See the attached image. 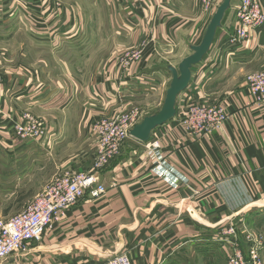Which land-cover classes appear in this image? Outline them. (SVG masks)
<instances>
[{"label":"crops","instance_id":"obj_1","mask_svg":"<svg viewBox=\"0 0 264 264\" xmlns=\"http://www.w3.org/2000/svg\"><path fill=\"white\" fill-rule=\"evenodd\" d=\"M219 1L205 11L200 0H50L44 7L28 0L32 21L20 17L17 3L0 0V152L19 174L8 190L10 209L23 211L63 171L90 169L92 123L134 98L163 101L167 66L200 43ZM232 25L228 10L188 85L227 112L220 128L186 134L178 96L172 120L146 143L126 139L99 171L105 196L85 195L3 264H101L119 253L132 264H191L226 248L219 240H230L222 235L227 226L243 231L252 203L264 197V103L254 102L245 81L264 71V25L246 43L229 44ZM139 46L140 62L120 70L119 57ZM23 113L39 119L42 139L13 134ZM152 138L187 183L174 188L152 172L145 154Z\"/></svg>","mask_w":264,"mask_h":264},{"label":"built area","instance_id":"obj_2","mask_svg":"<svg viewBox=\"0 0 264 264\" xmlns=\"http://www.w3.org/2000/svg\"><path fill=\"white\" fill-rule=\"evenodd\" d=\"M27 1L12 0L20 8V17L33 21L34 17L31 8L27 6ZM32 1L36 7L50 4V0ZM214 1L200 0L201 8L205 11L214 9L216 6ZM229 10L232 11L233 17L229 44L246 43L250 32L264 25V11L258 0H237L235 4L231 3ZM142 56L141 50L123 53L118 62L120 70H129L140 62ZM245 81L254 102L264 103V71L249 74ZM201 89L200 86H196L190 91L187 87L178 97L184 98L183 111L178 122L189 135H208L218 130L228 118L224 108L203 100ZM140 120L139 110L130 106L91 124L93 155L90 169L86 172L66 173L57 177L23 211L7 220H0V264L11 255L21 253L30 242L38 241L45 230L85 195L91 199H99L106 195L107 190L99 181V171L114 160L124 141L130 138L129 130ZM12 132L19 140H36L37 137L43 136L44 127L32 115L25 113L14 123ZM145 154L151 163L152 172L158 178H162L174 188H177L180 182L187 183L186 178L169 170L156 139L148 145ZM252 204L264 208V197L255 200ZM222 235L230 237L229 241L224 238L219 240L230 250L226 264H264L263 237L248 236L249 246L247 254L244 255L237 245V233L233 226H227ZM101 264H132V262L127 254L119 253Z\"/></svg>","mask_w":264,"mask_h":264},{"label":"water","instance_id":"obj_3","mask_svg":"<svg viewBox=\"0 0 264 264\" xmlns=\"http://www.w3.org/2000/svg\"><path fill=\"white\" fill-rule=\"evenodd\" d=\"M231 3L232 0H222L213 13L200 43L190 46L191 53L184 57L177 67L167 66L166 69L171 73V80L160 109L152 115L143 117L139 123L134 125L128 133L130 138L146 143L157 128L174 118L177 97L188 87L191 80V69L199 64L209 51L215 33L221 27L224 15L230 9Z\"/></svg>","mask_w":264,"mask_h":264},{"label":"rangeland","instance_id":"obj_4","mask_svg":"<svg viewBox=\"0 0 264 264\" xmlns=\"http://www.w3.org/2000/svg\"><path fill=\"white\" fill-rule=\"evenodd\" d=\"M221 1L222 0H220L218 2L217 6L221 3ZM232 4H235V0H232ZM20 37L22 38L23 36L21 35ZM139 50H141L143 52L144 49L139 46V47H136L135 49H133L131 51L137 52ZM256 72H253V73H256ZM250 74H252V73H250ZM132 101H133L132 107H135L139 110V112L141 113V119L145 116H149V115L156 113L160 109V107L163 103V101L148 103V102L141 101L139 99L136 100L135 98ZM24 114L25 113L21 114L18 117L17 121ZM34 118L39 121V119L36 116ZM43 137H44V134L41 137H37L36 140L42 139ZM91 143H93V140H91ZM64 151H65V153H67L66 149ZM3 157H5V156L3 154H1V152H0V159H1L0 160V204H3V205H0V220H7V219L11 218L12 216L16 215L17 213H19V211H13L10 209L11 207L14 206V201H13L14 197H10L9 192H8L9 187H11L13 185L14 181L16 180V178L18 177L19 174H11L12 168H10L7 165V163L3 159ZM80 172H82V171H80ZM66 173H68V171H63V174H66ZM69 174H71V173H69ZM258 204L259 203H257V205ZM252 211H254L255 213L252 214ZM244 225H245V227L243 228V231L241 233H239V235L237 234V245L241 249L243 254L246 255L247 254V248L249 246L248 236L249 237L250 236L261 237V238L263 237L264 238V208L263 207L259 208L256 205H254L250 209V211L248 213V217L244 218ZM214 251H215V257L212 259V256H214V255H211V254H213ZM199 252H197V253H199ZM229 253H230L229 247H226V248L222 247L221 249L220 248L219 249L214 248L213 250H209L205 254L198 256V258L193 259V261L191 260V264H226Z\"/></svg>","mask_w":264,"mask_h":264},{"label":"trees","instance_id":"obj_5","mask_svg":"<svg viewBox=\"0 0 264 264\" xmlns=\"http://www.w3.org/2000/svg\"><path fill=\"white\" fill-rule=\"evenodd\" d=\"M255 212L254 211H252V214H254Z\"/></svg>","mask_w":264,"mask_h":264}]
</instances>
